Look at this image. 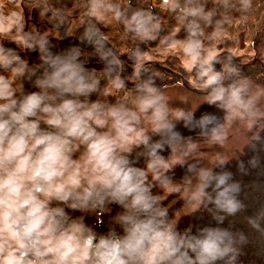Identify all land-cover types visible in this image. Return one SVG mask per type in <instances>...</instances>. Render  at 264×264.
<instances>
[{
	"label": "clouds",
	"instance_id": "obj_1",
	"mask_svg": "<svg viewBox=\"0 0 264 264\" xmlns=\"http://www.w3.org/2000/svg\"><path fill=\"white\" fill-rule=\"evenodd\" d=\"M58 5L32 0L39 26L29 27L14 0H0V36L14 45L0 39V264H240L248 238L224 225L245 208L241 184L222 154L214 167L194 156L198 138L227 143L237 119L250 132L259 127L257 85L230 54L217 55L225 25L231 18L250 22L257 0H220L218 8L171 0L180 39L153 9L131 0H74L75 16ZM104 20L130 41V74ZM73 22L79 43L64 48L38 30L47 23L59 35ZM148 42L179 50L204 103L222 110V120L210 113L196 118L190 107L170 102L145 62ZM92 58L102 75L89 67ZM181 122L198 137L177 131ZM172 160L186 166L179 185ZM157 188L174 190L193 209L213 208L214 225L181 229ZM262 219L264 213L248 223L261 231Z\"/></svg>",
	"mask_w": 264,
	"mask_h": 264
},
{
	"label": "rangeland",
	"instance_id": "obj_2",
	"mask_svg": "<svg viewBox=\"0 0 264 264\" xmlns=\"http://www.w3.org/2000/svg\"><path fill=\"white\" fill-rule=\"evenodd\" d=\"M208 1L212 3V7L207 5L209 8L219 7L220 0ZM14 2L16 10L29 22V27H34L35 24L39 26L38 14L35 9L32 10L34 11L33 13L29 10L32 0H14ZM123 2L127 4L128 0H123ZM73 3L74 0H60V5L67 6L71 10V15L75 16L78 15L77 12L79 10L72 8ZM170 3L171 0H131L133 7L153 9L162 18V24L166 28L174 29L177 32V39H180L184 35L182 25L178 22V14L170 7ZM257 7L259 13L250 22H242L235 18L230 19V22L225 25V31L218 38L217 55L230 54L236 62L241 64L244 74L250 77L257 85L255 95L259 97V105L262 110V119L259 127L250 132L248 122L237 119L229 129L227 143L213 145L207 143L203 138H198L200 139V150L194 156L195 159L201 161L205 166L214 167L217 163V154H222L225 161H230L226 168L233 173L234 179H238L240 183L244 182V175L250 173H244V168L239 170V164L252 157V185L258 190V193L248 192L242 194L240 199L244 203L245 208L235 216L226 217L224 225L230 227L233 231H241L243 233L245 231L244 223H248L249 217L264 213V0H257ZM103 27L110 34L113 47L122 56V59H125V64L129 67L127 71L130 74L132 65L126 60L131 46L130 41L123 36L117 24L104 20ZM3 28V24H0V32L3 31ZM38 30L48 31L50 33V41L57 48H64L70 44L79 43L77 39L79 31L77 32L75 22L73 24H65L59 35L56 34L53 26L47 23H44ZM65 32H67V36L64 35ZM14 36L15 33L13 32V38ZM61 37L64 38L61 39ZM0 39L10 47L14 46L9 37L0 36ZM143 47L147 53L144 59L149 66V72L158 83L166 87L171 103L190 107L192 111H195L196 118H199L202 114L210 113L222 120L224 115L222 110L215 105L204 103L205 96L192 74L182 64L178 49L172 51L164 50L155 42L145 43ZM36 59V53L29 55L30 62H35ZM89 67L96 68L99 75L103 65L99 64L96 58H92ZM220 67L219 64L216 65L217 70ZM101 84L103 91L108 93L105 98L112 99L110 86L104 87L103 80ZM24 86L26 87V84ZM178 129L185 138L192 137L196 139L199 134L198 129L189 130L183 126L182 122L177 124L176 130ZM253 135L258 137V139L252 140L251 137ZM162 155L167 158L169 154L165 155L162 153ZM170 163L174 168L172 172L180 167L176 160H172ZM217 171H220V169H217ZM184 176L177 175L181 180ZM174 180L177 181L178 185L181 183L180 180ZM242 187L244 188V184H242ZM157 192L162 194L163 203L169 209L170 214H174V218L181 229L188 227L195 229L209 223L214 225L215 210L213 208L193 209L185 204L183 198L177 195L174 190L157 188ZM248 226L251 233L247 237V244L241 249L240 258L244 256L242 264H264V219L261 220V231L252 228L250 224Z\"/></svg>",
	"mask_w": 264,
	"mask_h": 264
},
{
	"label": "trees",
	"instance_id": "obj_3",
	"mask_svg": "<svg viewBox=\"0 0 264 264\" xmlns=\"http://www.w3.org/2000/svg\"><path fill=\"white\" fill-rule=\"evenodd\" d=\"M207 5L212 7V3H210L208 0H207ZM251 160H252V157L250 159L244 160V164H245L244 173L248 172L250 174H247V175L245 174L244 175V178H245L244 182L240 183L241 184V188H242L240 196L242 194H246L248 192L258 193V190L252 185V181H253L252 177L253 176H251V174H252V162H251ZM258 171H259V168H258ZM242 184H244V188L242 187ZM248 224L249 223H244V228H245L244 234H247L246 237H248L249 233H251V230H249V228H248L249 227ZM243 259H244V256L240 258V264H242Z\"/></svg>",
	"mask_w": 264,
	"mask_h": 264
},
{
	"label": "flooded vegetation",
	"instance_id": "obj_4",
	"mask_svg": "<svg viewBox=\"0 0 264 264\" xmlns=\"http://www.w3.org/2000/svg\"><path fill=\"white\" fill-rule=\"evenodd\" d=\"M179 131V129L177 130ZM163 154H169V151H167V149L163 152ZM170 175H172L173 179H177V180H181L178 176H183V175H186V168L185 166L184 167H178L175 169V171H173Z\"/></svg>",
	"mask_w": 264,
	"mask_h": 264
}]
</instances>
